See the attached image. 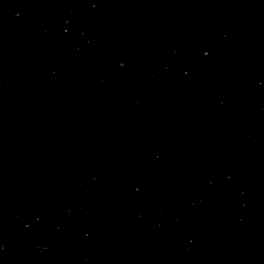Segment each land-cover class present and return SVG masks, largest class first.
<instances>
[{
	"label": "water",
	"instance_id": "1",
	"mask_svg": "<svg viewBox=\"0 0 264 264\" xmlns=\"http://www.w3.org/2000/svg\"><path fill=\"white\" fill-rule=\"evenodd\" d=\"M0 264H264V0H0Z\"/></svg>",
	"mask_w": 264,
	"mask_h": 264
}]
</instances>
